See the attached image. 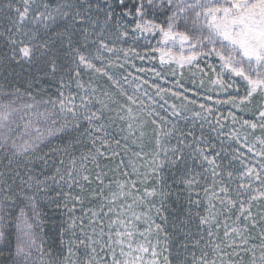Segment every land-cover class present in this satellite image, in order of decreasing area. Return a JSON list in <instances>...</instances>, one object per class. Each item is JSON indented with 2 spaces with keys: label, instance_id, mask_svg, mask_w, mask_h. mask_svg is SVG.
I'll use <instances>...</instances> for the list:
<instances>
[{
  "label": "snow or ice",
  "instance_id": "1",
  "mask_svg": "<svg viewBox=\"0 0 264 264\" xmlns=\"http://www.w3.org/2000/svg\"><path fill=\"white\" fill-rule=\"evenodd\" d=\"M0 264H264V0H0Z\"/></svg>",
  "mask_w": 264,
  "mask_h": 264
},
{
  "label": "rangeland",
  "instance_id": "2",
  "mask_svg": "<svg viewBox=\"0 0 264 264\" xmlns=\"http://www.w3.org/2000/svg\"><path fill=\"white\" fill-rule=\"evenodd\" d=\"M155 63V65H156V67H159V63H158V61H156V62H154ZM171 78V77H170ZM189 87H191V84L189 83Z\"/></svg>",
  "mask_w": 264,
  "mask_h": 264
}]
</instances>
